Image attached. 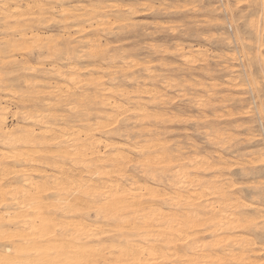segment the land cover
<instances>
[{
    "label": "rangeland",
    "instance_id": "obj_1",
    "mask_svg": "<svg viewBox=\"0 0 264 264\" xmlns=\"http://www.w3.org/2000/svg\"><path fill=\"white\" fill-rule=\"evenodd\" d=\"M40 1L45 7L43 11L30 8L29 5L32 2L28 5L29 0H18L20 10L27 16L24 19L29 21L28 23L33 30H31L32 33L29 31L26 36L30 34L39 39L36 44L33 42L34 39L30 38L25 45L19 46L14 51L18 41H21L20 33L13 27L14 20L19 16L4 18L5 12L0 10V85L3 86H0V106H2L1 108L5 107L6 126L12 128L18 125L17 123L32 125L33 123L28 121L27 123L21 119L20 111L29 110L32 104H36L39 110L44 111L47 98L52 99L54 103L56 102L54 92L48 91L50 87L51 90L54 89V86H58L64 79L51 70L52 64L58 66L60 70H64V67L75 62L76 64L71 66L75 65L74 67L82 75L78 77V83L66 82L68 86L74 84L72 86L74 90H70L71 93L74 92L70 99L75 100L77 98L76 101H72V105L70 99V102L68 100L70 105H66V101L56 103L58 115L64 113L63 116L67 118L63 117L64 120H68L69 124L71 122V125H78L79 114L77 115V113L79 111L83 113L85 110L84 112L87 114L91 109L93 110L90 112H96L95 109L104 112L109 110L104 105L103 107L100 104L96 105L97 101H95L96 106L93 105V100L89 99V97L91 98L89 95H92L97 88L93 83L91 86L90 83L86 85L81 79L89 78L88 80L96 79L95 81H98L99 77L107 86H110L111 91L113 90L111 99L117 102L119 99L124 102V96L128 93L135 96L142 92L143 94L140 93V96L144 97H140L139 100H145L143 104L145 106L147 102L146 107L148 109L146 110H150V117L145 118L149 124L143 120L145 122L143 125L157 127L161 134L159 133V137L156 138L167 142L166 144L168 147L170 146L173 154L178 149L182 153L177 152L178 155L183 156L184 154L185 158H188V155L189 159L196 155L208 157L212 165L209 168L204 167L202 169L204 171H197L200 179L208 181L209 176L210 179L212 176L218 177V181H223L222 184L226 182L224 186L229 181L232 186L234 185L233 188L232 186L229 188L231 190L229 196L235 197L237 195L240 198L239 202L250 204L247 208H242V215L246 216L247 214L246 217H249L247 211H250L249 215L256 218V227L250 225L247 228L242 227L223 232L231 235V238L241 235L252 240V246H250L252 253L249 252L248 254L252 257L254 264H264V139L259 137L261 127L259 107L264 102V97H262L259 87L251 86L253 80L258 84L262 74H264V69L261 68L260 63L261 59H264V44L260 40V33L264 27L261 22V12L264 11V8L261 7V0H62V3L61 0H56L54 3L56 7L49 8L48 12L46 11L48 8L46 9V4H44L46 0ZM236 4H240V7L237 8ZM65 7L74 14L72 12L69 14L68 9H66L68 13L65 15L69 20H64L65 15L59 10L65 9ZM94 14L96 15L94 16ZM90 15L92 16L89 17ZM71 17L73 18L71 19ZM86 17L89 18L86 19ZM75 19H77V23L74 22ZM65 24L68 25L65 27L66 29H64ZM28 27L25 25L27 30H29ZM3 42L5 43L3 44ZM26 45L30 46L26 47ZM99 45L101 49H97ZM67 52H69L68 57L70 56V59L66 56ZM120 65L125 67L128 65L127 71L125 67ZM85 68L87 69L85 70ZM118 68H122V70ZM115 69L122 74H119L120 72ZM112 72L117 73L114 75ZM51 73L54 74L51 76ZM124 74L126 75L124 76ZM121 75L125 78H121ZM134 75L135 78H132ZM109 79L113 80L108 82ZM119 79L122 80L119 81ZM26 82L29 87L26 86ZM106 85L105 87H107ZM119 90L121 93L123 92L122 97L118 95ZM127 90L128 92H126ZM145 92L157 93L154 94V98L148 100L150 98ZM17 94L27 95L28 97H24L29 101H18L20 98ZM21 97L23 98V96ZM6 99L8 100L6 101ZM97 100L99 101V99ZM142 100L139 101L140 104H142ZM90 104L95 109L91 108ZM102 111L100 113H104ZM200 112L205 113L201 114ZM94 114L96 116V113ZM94 114L90 113L89 118L91 117V120H94ZM118 117V121L112 125L111 132L108 134L106 132L104 135L102 133L96 134L102 140L101 143H109L113 138L124 141L123 138L126 133L127 135L130 134L128 136H132L131 139L135 142L144 143V141L139 142L138 140H142L146 132L144 135L136 137L137 140L133 139L138 128L141 127L142 121L140 120V122L135 114H129V112ZM198 118L202 120L199 121ZM54 121L51 120V122ZM33 126H40V124ZM146 138H153V136L146 134ZM132 155L136 160L138 155ZM218 158H221V161ZM216 162L218 165L215 164ZM136 165L130 164L128 171L139 177L142 173L141 170L146 166L140 164L141 168ZM223 166L224 169H222ZM217 168L222 169V173ZM157 172V174L153 173L155 178L146 177L142 173L143 178L152 185L169 189L170 187L165 183L167 177L172 180L170 173ZM223 174H225L224 178H222ZM206 199L210 201V199L215 198L208 196ZM93 213H90V220L95 217ZM103 222L110 224L112 221ZM202 236L203 239L206 238L204 239L205 242L211 240L207 232L202 233L200 238ZM218 248L216 246V249ZM231 248L237 251L239 247L234 246L233 248L231 246ZM225 264L233 263L231 260H225Z\"/></svg>",
    "mask_w": 264,
    "mask_h": 264
},
{
    "label": "bare ground",
    "instance_id": "obj_2",
    "mask_svg": "<svg viewBox=\"0 0 264 264\" xmlns=\"http://www.w3.org/2000/svg\"><path fill=\"white\" fill-rule=\"evenodd\" d=\"M46 1H44V4H46V9L48 8L47 12L49 8L56 7L54 5L56 0ZM30 2H32L31 5H29ZM27 4L30 8H36L35 10L43 11L45 8L40 0H29ZM4 5H7V7H4ZM20 9L18 0H0V10L5 12L4 18L14 15L19 16L14 20L13 27L20 33L21 41H18V45L16 44L17 46L13 51L19 46L25 45L30 38H33L35 43L39 39L37 36L30 34L26 36L29 31L32 33L33 30L28 23L29 21L24 19L25 13ZM66 9H68L69 14L72 12L66 7L59 10L65 15L68 13ZM85 10L87 11V9ZM88 10L90 11L89 8ZM82 12L84 13V10ZM64 18V20L67 19L66 15ZM88 18L86 17V19ZM76 20L75 23H77ZM25 25L29 26V30L25 28ZM67 26L65 24L64 29ZM10 39L12 41V38ZM10 44L14 46L12 42ZM29 46L26 45V47ZM98 48L101 49L100 45ZM68 53L66 54L67 57ZM71 65L64 67V70H60L58 66L53 64L52 68L50 67L54 73L61 75L60 77L64 79L62 83L56 87L54 86L52 90L50 87L48 91L50 93L54 92L55 103L52 99L47 98L45 100L46 107L43 108L44 111L39 110L36 104H32L31 108H28L29 110L19 112L21 119L33 123L32 125L17 123L18 125L8 128L5 124V107L1 108L2 106H0V146H2L0 147V257L9 260L64 261L66 264H225V260H231L233 264H254L252 257L248 254L252 251L250 247L252 246V240L237 235L238 233L237 236L232 238L231 235L224 233L242 227L247 228L250 225L256 227V218L249 215L250 211V213L247 211L249 217H246L247 214L246 216L242 215V208H247L250 204L239 202L240 198L237 195L235 197L229 196L231 192L229 188L232 185L228 179L225 186L226 182L222 184L223 181H218V177L212 175V179L209 176L208 181L200 179L197 171H204L202 170L204 167L209 168L212 165L208 157L196 155L190 156L192 158L189 159L188 155V158H185L184 154V157L178 155L180 153L178 149H175L176 152L173 154L170 146L168 147L166 144L167 142L156 138L159 137L158 134L160 133L157 127L143 125L147 122V117H150V110H146L148 109L146 107L147 102L145 106L143 104L145 100H139L140 97H144L140 96V93L143 94L142 92L137 91L140 93L135 96L126 93L127 95L124 96L125 101L121 102L119 99L117 102L111 99L113 90L111 91L110 86H107L99 77L98 81H95L96 79L88 80L89 78L81 79L86 85L90 83L91 86V83H93L97 88L92 95H89L92 98L89 97V99L93 100V105L100 104L102 107L104 105L109 110L104 112L95 109L91 103V108H94L96 112H90L93 109L90 110L89 108L90 111L87 114L84 112L85 110H83L85 114L79 111L77 113V115L79 114L78 125H71V122L69 124L68 120H64L66 117L63 116L64 113L58 115L59 111L56 103L66 101L65 104L67 105L70 96L74 93L70 92L71 89L74 90L72 87L74 84H70L71 88L66 82L76 83L78 77L82 76L80 71L74 67L75 65ZM122 68L119 70H122ZM54 73H51V76ZM119 74H122V72ZM121 78L125 77L122 76ZM132 78H135V75ZM111 80L109 79L108 82ZM26 86L29 87L27 82ZM116 86L118 87V85ZM119 93L118 95L122 97L123 92L120 91ZM145 93L150 98L147 97V99L151 100L157 92ZM17 96L20 98L18 101H29L24 97L27 95L17 94ZM76 99H70L71 102L69 100L71 105L72 101H76ZM89 99L87 98V100ZM78 100L80 99L78 98ZM141 100L142 104H140ZM95 101H97L96 105ZM42 102L44 101L42 100ZM101 111L104 113H100ZM128 112L129 114H135L137 119L142 121L138 131L136 129L137 132L133 139L137 140L136 137L144 135L145 132L147 136H153V138H146L145 134L142 140L140 138L138 140L139 142L144 141V143L139 144L131 139L132 136H128L130 134L127 135L126 133L123 138L124 141L114 140L116 138H113L111 142L108 139L109 143L102 144V140L96 134L102 133L104 135L106 132V134L111 132L112 125L118 121V116L128 114ZM90 113H96V116L93 115L94 120H91V117L89 118ZM50 119L55 121L51 122ZM201 120L199 119V121ZM37 124H40V126H33ZM121 130L119 131L121 132ZM172 150L174 149L172 148ZM176 153L178 156H174ZM132 154L138 155L136 160ZM218 159L221 161V158ZM219 161L217 162L219 163ZM130 164H137L138 166L144 164L143 166H146L144 169L138 168L146 177L155 178L153 173L157 174V171L170 173L172 180L166 176L167 181L165 180V184L171 189L150 184L143 178L142 173L138 177L129 172ZM226 164L224 162V165ZM140 167L142 168V166ZM224 168L223 166L222 169ZM217 174L220 175V173ZM224 175L222 178H224ZM208 196H214L215 199L209 201V199H206ZM91 212L95 214L93 220L89 219ZM99 216L102 220L98 218ZM106 220L112 222L110 224L103 222ZM204 232L210 235L211 240L209 239V242H205L204 239L206 238L203 239V236L200 238V235ZM8 246L12 248L10 254L8 253ZM216 246L219 248L216 249ZM231 246L239 248L235 251L232 250Z\"/></svg>",
    "mask_w": 264,
    "mask_h": 264
},
{
    "label": "snow or ice",
    "instance_id": "obj_3",
    "mask_svg": "<svg viewBox=\"0 0 264 264\" xmlns=\"http://www.w3.org/2000/svg\"><path fill=\"white\" fill-rule=\"evenodd\" d=\"M4 7H7V5H4ZM236 7L239 8L240 4H236ZM261 7L264 8V0H261ZM261 22L262 26H264V11L261 12ZM260 40L261 43L264 44V27H262V31L260 33ZM261 68L264 69V59H261ZM252 87H259L262 97H264V74H262L261 79L259 80L258 84L255 80H253V83L251 85ZM259 121L261 124V127L259 129V137L261 139H264V102L261 103L259 107ZM12 252V248L8 246V253L10 254ZM0 264H66L64 261H57V262H43V261H33V260H9L4 259L3 257H0Z\"/></svg>",
    "mask_w": 264,
    "mask_h": 264
}]
</instances>
